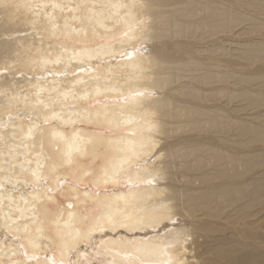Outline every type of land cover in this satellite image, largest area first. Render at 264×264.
I'll list each match as a JSON object with an SVG mask.
<instances>
[{"label":"bare ground","instance_id":"obj_1","mask_svg":"<svg viewBox=\"0 0 264 264\" xmlns=\"http://www.w3.org/2000/svg\"><path fill=\"white\" fill-rule=\"evenodd\" d=\"M91 240L264 264V0H0V264Z\"/></svg>","mask_w":264,"mask_h":264},{"label":"rangeland","instance_id":"obj_2","mask_svg":"<svg viewBox=\"0 0 264 264\" xmlns=\"http://www.w3.org/2000/svg\"><path fill=\"white\" fill-rule=\"evenodd\" d=\"M66 183H73V182L70 179H67L65 182H62L61 185L64 186ZM84 187L88 188L87 186H84ZM56 197L58 201H63L62 197L60 196L58 192L56 193ZM21 244H20V247L22 248ZM96 249L97 248L94 244V240H91L88 244L82 245V248L79 246V249L74 251V253H72L73 255L71 254V257L68 259L67 262H61L59 259L58 253L55 250H53L51 253H48L47 255L49 256L48 259L50 260V264H98L102 260L101 258H94V252L96 251ZM77 252L80 254L79 258H76L75 256ZM82 256L84 257L82 258Z\"/></svg>","mask_w":264,"mask_h":264}]
</instances>
